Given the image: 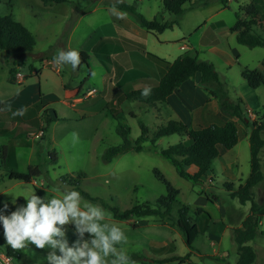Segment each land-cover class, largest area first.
Instances as JSON below:
<instances>
[{
	"label": "rangeland",
	"instance_id": "obj_1",
	"mask_svg": "<svg viewBox=\"0 0 264 264\" xmlns=\"http://www.w3.org/2000/svg\"><path fill=\"white\" fill-rule=\"evenodd\" d=\"M110 1L117 0H69L62 4H44L41 0H0V16H12L33 34L36 41L31 54L8 55L0 50V100L20 89L8 82L9 72L13 67H16V75L18 67L22 76L33 73L35 77L30 78L24 86H32L33 91L35 85H38V92L42 95V103L27 110L24 116H17L7 125L0 126V146L7 147L6 162H0V214L10 215L17 208L26 206L27 200L23 196L32 192L41 198H51L59 197L66 189H74L80 194L82 191L86 192L90 199H83L100 205L110 214L112 221L125 231L128 243L117 245V248H124L136 264H237L234 233L225 228L231 226L229 219L232 226H235V221L241 222L250 212V203L241 205L238 199L231 197L229 191L237 189L250 175L251 127L235 118L239 143L232 150L222 148V158L214 162L210 178L200 183H191L181 178L171 162L160 154L178 144L184 137H165L157 141L156 146H152L151 141L158 126H154L157 121L151 105L120 101L115 104L120 97V92L116 93L117 89L103 95L105 103L97 105L96 111L85 115L81 112L78 115L70 105L71 100L63 88L64 84L68 87L80 85L74 93L71 92L73 95L77 91L85 93L87 90L91 91L89 98L99 95L106 72L101 64L104 57L99 56L100 61L93 57L89 67L96 75H91L90 78L86 67L80 72L74 71L70 65H56L53 57L59 50L68 48L83 50L92 55L88 47V36L110 20V12L104 9L92 12L83 18L80 29L71 37L72 29L84 12L91 11L94 5L108 6ZM136 1L137 4H134ZM201 1L195 3L198 5ZM223 1H226L227 6L223 5ZM123 2L135 5L138 12L149 20L160 19L164 14L168 22L175 19L164 10L163 0ZM250 5L256 6L257 18L263 26L264 0H210L208 5L195 9H189L187 5L178 20L195 24L206 22L208 28L220 26L227 29L235 25L236 14L240 21L247 19L242 9ZM126 14L128 21L146 33L130 14ZM98 30L96 36L102 31L101 28ZM166 35L173 33L169 31ZM193 37L194 40L189 39L191 44L200 39V35L196 33ZM233 37L235 42L231 45L238 48L239 61L235 67L219 69V77L226 86L229 97L234 101L242 100L241 107L248 115L251 113V121H260L264 118V86L252 89L242 78L241 72L259 69L264 73V48L242 46ZM179 44L166 49L175 51ZM52 111L59 121L48 126L46 122L52 119ZM79 116L85 118L79 119ZM225 116L228 117L226 114ZM139 122L149 127H145L147 134L141 143L144 150L129 151L110 163L105 162L103 158L106 150L122 142L116 132L118 124L128 126L131 140L135 141L141 136ZM73 132L79 135V140L75 143L71 136ZM261 136L264 139V131ZM54 155L58 157L57 163L51 160ZM259 157L264 177V149ZM226 165L230 170L225 168ZM29 166H38L43 173L34 183L24 184L9 178L10 171L27 173ZM157 175L163 176L172 186L171 194L176 198L171 212L173 218H178V211L182 207H188L189 216L199 229L193 249L187 246L181 230L166 219L132 218L128 222L114 219V211L122 213L135 205H153L167 195L166 185L157 179ZM76 178L80 179L77 181L80 187L77 182H72ZM253 191L255 202L260 207L262 231L250 245L256 253L254 264H264V178ZM200 199L201 203H197ZM5 204L8 205L7 209L4 208ZM197 209L204 212L197 213ZM224 212H227L229 219L222 216ZM2 226L0 222V249L5 250L10 246L7 245ZM72 226L73 224L64 226L70 246L77 239ZM84 238L89 239V234L86 233ZM212 241L214 245L211 244ZM51 251V248L38 249L30 244L26 250L17 251L20 258L15 259L14 264H49L47 255Z\"/></svg>",
	"mask_w": 264,
	"mask_h": 264
},
{
	"label": "trees",
	"instance_id": "obj_2",
	"mask_svg": "<svg viewBox=\"0 0 264 264\" xmlns=\"http://www.w3.org/2000/svg\"><path fill=\"white\" fill-rule=\"evenodd\" d=\"M44 4L67 3L69 0H41ZM199 0H163V8L170 15L175 17L173 21H163V19L149 20L144 15L138 12L137 7L126 2L117 3V1H110L108 6L116 5L122 11L130 14L136 23L149 33H163L166 30H172L174 26L178 25V18L184 13L185 6L189 5V9H195L199 6H206L210 0H202L200 4H196ZM223 5L227 6L226 1ZM243 12L246 20L240 21L238 14H236V23L231 28V32L236 35L237 43L251 49L264 48V25L260 24L258 20V11L256 6L250 5L244 7ZM127 48L139 49L145 53L143 45L122 39ZM36 46V41L33 34L20 22L13 19L12 16H0V50L8 55H25L31 54ZM81 55V64L76 69L80 71L86 67L91 75L89 67L90 55L84 51H79ZM155 59L165 70L157 85H150L151 95L148 97L142 96V90H132L129 93L120 92V100L123 102H138L143 105H154L156 103H165L167 98L173 92L179 89L186 81L193 79L196 75H200L199 86L209 95L210 98L217 100L222 111L232 117L237 118L247 127H251L252 131L249 136L250 141V175L237 189L230 190L231 197L237 198L241 205L250 203V212L248 217L244 220L240 228L234 229V241L237 245V264H254L256 261V253L250 243L261 234L260 207L255 202L254 188L263 181V173L261 170V160L259 154L264 149V139L261 133L264 131V118L260 121H251L247 112H245L241 105L242 100H232L229 97L228 91L224 83L221 82L216 67L206 61L199 60L196 56H181L173 62H167L159 59L153 55H149ZM106 66V65H105ZM107 69L109 67L107 66ZM16 69L13 67L10 70L9 83L14 84ZM242 78L248 83L252 89H257L264 86V73L255 69L253 71L245 70L241 73ZM42 103V96L39 93ZM122 97V98H121ZM38 103V104H39ZM116 103V104H117ZM5 107L0 103V112L4 111ZM53 117L47 121L49 126L51 123L59 121L56 113L53 112ZM111 115L115 117L110 110ZM237 123L229 121L226 124L211 125L206 128L195 129L188 127L180 121H170L165 127H160L154 139L151 141L152 146H156L157 141L162 138L178 135L184 137L178 144L161 151V156L169 160L174 166L176 173L183 179L191 183H200L203 178H206L208 173L214 169V162L220 156V148L225 150H232L239 143V132ZM141 129V136L135 141L131 140V130L128 126L118 124L116 132L121 138V144L118 146L109 147L104 154V161L110 163L116 157L129 152H141L144 147L141 145L147 134L146 128L142 122H139ZM7 147L0 146V162H6ZM53 163L58 162L57 155L51 157ZM40 167L29 166L27 173H18L15 171L9 172L11 180L21 182L24 184H32L33 181L42 175ZM158 180L164 182L167 188V195L162 197L156 204H142L118 213L114 211V219L116 221H129L132 218H146L159 217L166 219L172 225H176L184 234L186 244L193 249V245L199 236V229L194 223V220L189 216L188 207H182L178 211V218L175 219L171 215L175 199L172 196V186L164 179L163 176L157 175ZM72 182H77L79 178L73 179ZM77 186L80 184L77 182ZM226 188V187H225ZM178 195V194H177ZM81 196L90 199L86 192H81ZM212 201V200H211ZM204 212L202 209H197L198 212ZM75 234V226L71 227ZM76 235V234H75ZM77 236V235H76ZM10 254L19 259L17 251H13L11 247H7ZM133 259V257H132Z\"/></svg>",
	"mask_w": 264,
	"mask_h": 264
},
{
	"label": "crops",
	"instance_id": "obj_3",
	"mask_svg": "<svg viewBox=\"0 0 264 264\" xmlns=\"http://www.w3.org/2000/svg\"><path fill=\"white\" fill-rule=\"evenodd\" d=\"M134 4H137V1L134 2ZM109 8V6L101 7L99 5H94L91 11L84 12L75 23L71 37L80 29L83 18L90 15L92 12H100L102 9L109 11ZM165 16L166 14L161 17L164 22L166 21ZM109 19L107 23H103L98 27V29H102L99 36H96L98 30L96 29L89 34L87 40L89 43L88 47L93 53L90 55L89 63L93 57H96L98 60L99 56L104 57V61L101 62V64L104 66L106 72L102 79V88L98 91L99 95L89 98L90 90H87L85 93L77 91L76 94L73 95L71 92L74 93V90L78 89L80 85L68 87L67 84H64L63 87L69 95L71 107L74 108L78 115L80 112L85 115V113L96 111L97 105L105 103L103 95L108 94L114 89H117L116 93H129L132 90H140L148 88L150 85H157L165 68L149 55H153L167 62H173L181 56H196L201 61L213 64L217 69L218 75L220 72L219 69L235 67L240 58L238 48L231 45L235 42L233 36L236 37V35L231 32L232 27L227 29H223L224 27L220 26L208 28L206 22H203V24H195L186 20H178V25L174 26L172 30L153 34L146 30V33H143V31L136 28L130 20L128 21L127 18L117 19L115 16L111 15ZM175 30H178L177 33H174ZM169 31L172 32L173 35H166V32ZM195 33L200 35V39L195 44H191L189 39L194 40L195 37H193V35ZM122 39L143 45L145 53H142L139 49L127 48L125 42H122ZM176 43L180 44L175 51H168L166 49L173 48ZM107 66L109 69H107ZM18 69V73L14 78V84L12 85L18 86L20 89L15 94H10L0 100V103H2L4 107L6 104H11L13 111L21 107H26L27 110H29L39 103L40 96L38 85H35V90L33 91L32 86H24L25 83L30 81V78L32 79L35 76L33 73L29 76H22L20 74V67H18ZM91 75H88V78H90ZM85 79L87 81V78ZM199 81L200 75L198 74L193 79L186 81L179 89L175 90L173 94L167 98L165 103L151 105L155 115L154 119L157 121V123H154L155 127L158 126V128L156 127L157 130L160 127H165L172 120L180 121L186 126L195 129L206 128L214 124L222 126L229 121L236 122L235 117L224 113L219 107L217 100L210 98L199 86ZM97 102H99V104H97ZM116 103L117 101L115 104ZM225 114L228 115V117H224ZM249 115H251V113H249ZM80 117L81 116L78 118H85V116L83 118ZM14 118L15 117L12 116L10 111L0 112V126H2V124L3 126L7 125V123L13 121ZM145 127L148 126L145 125ZM219 150V159H221L222 147ZM225 168L230 170L228 165H226ZM212 174V172L208 173L207 177L203 178L202 181L210 178ZM201 200L202 199L197 203H201ZM222 216L229 219L227 212H224ZM245 219H242L241 222L235 221V226H232L231 219H229L231 226H226L225 230H229L233 234L234 229L240 228ZM260 224V230L262 231L261 219ZM211 244L214 245V242L212 241ZM157 260L163 259L157 258Z\"/></svg>",
	"mask_w": 264,
	"mask_h": 264
},
{
	"label": "clouds",
	"instance_id": "obj_4",
	"mask_svg": "<svg viewBox=\"0 0 264 264\" xmlns=\"http://www.w3.org/2000/svg\"><path fill=\"white\" fill-rule=\"evenodd\" d=\"M109 12L117 19L127 16L115 4ZM53 62L58 66L70 65L75 71L81 64V55L76 49H61ZM92 75L95 77L96 73ZM141 94L150 96L151 88H144ZM3 110L10 111L13 117H22L27 112L26 107L13 111L11 104H6ZM71 136L74 143L79 140L78 133L73 132ZM23 197L27 200L26 206L10 215L0 214L4 237L13 251L26 250L30 244L38 249L51 248L47 255L49 264H136L124 248H117L128 243L125 231L100 205L84 200L79 191L66 189L59 197L51 198H41L32 192ZM7 207L5 204L4 208ZM69 224L75 226L77 235L71 246L64 228ZM86 233L89 239L84 238Z\"/></svg>",
	"mask_w": 264,
	"mask_h": 264
},
{
	"label": "built area",
	"instance_id": "obj_5",
	"mask_svg": "<svg viewBox=\"0 0 264 264\" xmlns=\"http://www.w3.org/2000/svg\"><path fill=\"white\" fill-rule=\"evenodd\" d=\"M14 255L10 254L7 249H0V264H14Z\"/></svg>",
	"mask_w": 264,
	"mask_h": 264
},
{
	"label": "water",
	"instance_id": "obj_6",
	"mask_svg": "<svg viewBox=\"0 0 264 264\" xmlns=\"http://www.w3.org/2000/svg\"><path fill=\"white\" fill-rule=\"evenodd\" d=\"M3 227V226H2Z\"/></svg>",
	"mask_w": 264,
	"mask_h": 264
}]
</instances>
